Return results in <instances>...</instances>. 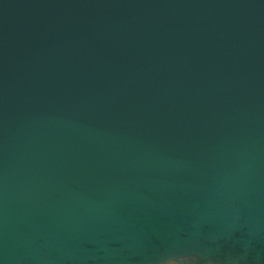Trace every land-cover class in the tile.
Returning a JSON list of instances; mask_svg holds the SVG:
<instances>
[{
  "label": "water",
  "instance_id": "water-1",
  "mask_svg": "<svg viewBox=\"0 0 264 264\" xmlns=\"http://www.w3.org/2000/svg\"><path fill=\"white\" fill-rule=\"evenodd\" d=\"M264 264V0H0V264Z\"/></svg>",
  "mask_w": 264,
  "mask_h": 264
},
{
  "label": "rangeland",
  "instance_id": "rangeland-1",
  "mask_svg": "<svg viewBox=\"0 0 264 264\" xmlns=\"http://www.w3.org/2000/svg\"><path fill=\"white\" fill-rule=\"evenodd\" d=\"M169 264H173V263H169Z\"/></svg>",
  "mask_w": 264,
  "mask_h": 264
}]
</instances>
